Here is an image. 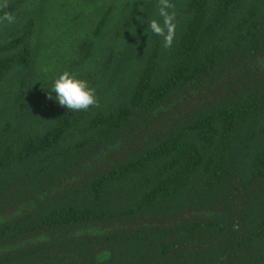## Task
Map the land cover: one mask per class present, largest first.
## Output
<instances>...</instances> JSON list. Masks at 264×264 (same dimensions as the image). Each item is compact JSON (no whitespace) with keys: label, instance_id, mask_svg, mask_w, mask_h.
<instances>
[{"label":"trees","instance_id":"1","mask_svg":"<svg viewBox=\"0 0 264 264\" xmlns=\"http://www.w3.org/2000/svg\"><path fill=\"white\" fill-rule=\"evenodd\" d=\"M8 2L0 264H264V0H170L171 49L158 0Z\"/></svg>","mask_w":264,"mask_h":264},{"label":"clouds","instance_id":"2","mask_svg":"<svg viewBox=\"0 0 264 264\" xmlns=\"http://www.w3.org/2000/svg\"><path fill=\"white\" fill-rule=\"evenodd\" d=\"M157 7L159 19H152L148 27L154 36L162 38L165 49H171L177 38L175 5L170 0H158ZM8 8V0H0V23L15 22L16 17L7 11ZM46 98L57 102L68 112H87L99 107L96 89L87 80L80 79L67 70L51 82Z\"/></svg>","mask_w":264,"mask_h":264}]
</instances>
